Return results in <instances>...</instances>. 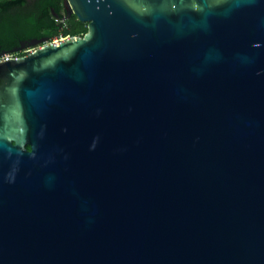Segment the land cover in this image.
<instances>
[{
  "label": "water",
  "instance_id": "95a60500",
  "mask_svg": "<svg viewBox=\"0 0 264 264\" xmlns=\"http://www.w3.org/2000/svg\"><path fill=\"white\" fill-rule=\"evenodd\" d=\"M63 3L0 52V264H264V0Z\"/></svg>",
  "mask_w": 264,
  "mask_h": 264
},
{
  "label": "trees",
  "instance_id": "16d2710c",
  "mask_svg": "<svg viewBox=\"0 0 264 264\" xmlns=\"http://www.w3.org/2000/svg\"><path fill=\"white\" fill-rule=\"evenodd\" d=\"M63 1L0 0V52L21 57L32 47L18 52H12L13 49L32 39L51 41L59 36H84L88 23L79 20L74 13L68 17Z\"/></svg>",
  "mask_w": 264,
  "mask_h": 264
},
{
  "label": "built area",
  "instance_id": "2783aa9c",
  "mask_svg": "<svg viewBox=\"0 0 264 264\" xmlns=\"http://www.w3.org/2000/svg\"><path fill=\"white\" fill-rule=\"evenodd\" d=\"M70 36H66V37H63V36H59L58 38H55V39H53V40H51V41H48V43H56V42H58V41H64V40H66L67 38H69ZM33 49H30V50H28V52H30V51H32Z\"/></svg>",
  "mask_w": 264,
  "mask_h": 264
},
{
  "label": "flooded vegetation",
  "instance_id": "af4514ba",
  "mask_svg": "<svg viewBox=\"0 0 264 264\" xmlns=\"http://www.w3.org/2000/svg\"><path fill=\"white\" fill-rule=\"evenodd\" d=\"M64 8H65V7H64ZM67 14H68V13H67ZM68 17H69V16H68ZM39 39H40V38H39ZM32 40H35V39H32ZM32 40H31V41H32Z\"/></svg>",
  "mask_w": 264,
  "mask_h": 264
},
{
  "label": "bare ground",
  "instance_id": "6f19581e",
  "mask_svg": "<svg viewBox=\"0 0 264 264\" xmlns=\"http://www.w3.org/2000/svg\"><path fill=\"white\" fill-rule=\"evenodd\" d=\"M59 42V41H58ZM58 42H56V43H58Z\"/></svg>",
  "mask_w": 264,
  "mask_h": 264
}]
</instances>
